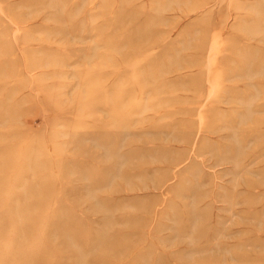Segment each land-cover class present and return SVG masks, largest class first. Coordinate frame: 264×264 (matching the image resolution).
Instances as JSON below:
<instances>
[{"label": "rangeland", "instance_id": "374dc122", "mask_svg": "<svg viewBox=\"0 0 264 264\" xmlns=\"http://www.w3.org/2000/svg\"><path fill=\"white\" fill-rule=\"evenodd\" d=\"M128 1L0 0V264H264V0Z\"/></svg>", "mask_w": 264, "mask_h": 264}, {"label": "bare ground", "instance_id": "6f19581e", "mask_svg": "<svg viewBox=\"0 0 264 264\" xmlns=\"http://www.w3.org/2000/svg\"><path fill=\"white\" fill-rule=\"evenodd\" d=\"M125 1H126V0H125ZM127 2H129V1L127 0ZM127 2H126V3H127ZM120 4H121V3H120ZM126 5H127V4H126ZM121 6H122V4H121ZM123 6H124V5H123ZM119 10H120V9H119ZM13 25H14V24H13ZM18 33H19V32H18ZM141 33H142V32H141ZM140 35H142V34L139 33V36H140ZM133 40H134V39H133ZM133 40H132V42H133ZM193 147H194V146H193ZM201 159H202V158H201Z\"/></svg>", "mask_w": 264, "mask_h": 264}]
</instances>
